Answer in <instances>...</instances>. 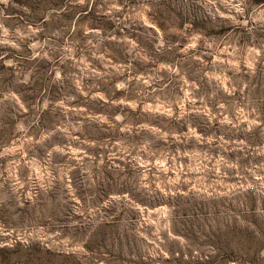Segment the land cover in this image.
Listing matches in <instances>:
<instances>
[{
  "label": "rangeland",
  "instance_id": "rangeland-1",
  "mask_svg": "<svg viewBox=\"0 0 264 264\" xmlns=\"http://www.w3.org/2000/svg\"><path fill=\"white\" fill-rule=\"evenodd\" d=\"M0 264H264V0H0Z\"/></svg>",
  "mask_w": 264,
  "mask_h": 264
}]
</instances>
